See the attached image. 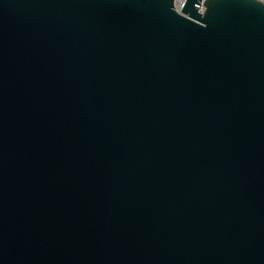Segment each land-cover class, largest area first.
<instances>
[{"label": "water", "instance_id": "95a60500", "mask_svg": "<svg viewBox=\"0 0 264 264\" xmlns=\"http://www.w3.org/2000/svg\"><path fill=\"white\" fill-rule=\"evenodd\" d=\"M0 264H264V4L0 0Z\"/></svg>", "mask_w": 264, "mask_h": 264}, {"label": "built area", "instance_id": "2783aa9c", "mask_svg": "<svg viewBox=\"0 0 264 264\" xmlns=\"http://www.w3.org/2000/svg\"><path fill=\"white\" fill-rule=\"evenodd\" d=\"M264 4V0H257ZM184 0H175V8L176 10H179L183 5Z\"/></svg>", "mask_w": 264, "mask_h": 264}]
</instances>
